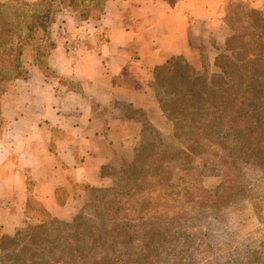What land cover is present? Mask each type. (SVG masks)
Returning <instances> with one entry per match:
<instances>
[{"label": "crops", "instance_id": "crops-1", "mask_svg": "<svg viewBox=\"0 0 264 264\" xmlns=\"http://www.w3.org/2000/svg\"><path fill=\"white\" fill-rule=\"evenodd\" d=\"M234 3L264 16V0H107L96 19L60 14L47 60L53 75L24 53L28 77L3 96L0 243L19 228L74 220L92 188L112 184L108 170L133 162L147 126L173 135L155 69L177 56L197 68L202 50L217 68ZM66 34L81 38L80 51L67 53Z\"/></svg>", "mask_w": 264, "mask_h": 264}, {"label": "trees", "instance_id": "trees-1", "mask_svg": "<svg viewBox=\"0 0 264 264\" xmlns=\"http://www.w3.org/2000/svg\"><path fill=\"white\" fill-rule=\"evenodd\" d=\"M106 1L8 0L0 3V122L3 96L15 80L28 77L23 54L25 45L32 46L29 40L38 33L49 38L57 14L64 9L79 13L82 20L99 18ZM248 10L249 14L259 13ZM231 29L235 34L227 38L225 52L219 54L215 61L219 72H211L207 67L201 73L184 56L174 57L156 67L154 87L164 114L174 124L171 138L176 142H186V145L176 148L167 144L165 137L150 126L156 141L149 142L146 135L133 162L118 170L128 177L129 188L114 191L110 200L95 206L104 225L110 223L111 226L104 231L105 237L102 238L106 251L112 248L111 243H104L109 233V236L115 233L117 237H125V244L131 241L130 229L136 226L133 221L137 219L136 214L142 221L139 226L147 231L150 226L152 229L159 226L150 218L153 216L149 212L153 209L152 204L158 200L183 197L178 184L184 179L180 172L190 170L192 158L212 153L228 167L242 158L264 164V139L260 137L264 133L261 129L264 102L256 79L258 72L248 59L249 44L245 42L244 34L238 33L233 26ZM50 45L54 46V43L50 42ZM33 60L45 74L50 75L48 65L43 66L36 54ZM257 135L259 137L256 138ZM154 215L157 217L159 213ZM81 219L80 214L74 218L75 233L60 234L53 239L49 233L36 230L31 225L19 228L14 235L4 236L0 243L1 264H73L74 260H82L88 254L84 248L80 249L85 243L80 236ZM23 229L30 232L23 234ZM91 248L87 245V251ZM57 250L60 254L49 258ZM105 254L111 253L107 251ZM62 257H70L73 262L68 258L61 261Z\"/></svg>", "mask_w": 264, "mask_h": 264}, {"label": "rangeland", "instance_id": "rangeland-1", "mask_svg": "<svg viewBox=\"0 0 264 264\" xmlns=\"http://www.w3.org/2000/svg\"><path fill=\"white\" fill-rule=\"evenodd\" d=\"M248 11L243 5L232 4L227 10V22L229 27L233 26L238 33L244 34L245 42L249 44L247 56L258 72L256 79L264 102V16L260 13L249 14ZM67 12L69 11L65 9L59 12L56 21L60 14ZM52 28L53 26L49 38L43 37V33H38L35 38L29 40L33 47L28 44L24 47V53L31 59L36 54L43 66H46L48 57L56 47ZM228 29V37L235 34L234 30ZM69 39H77L82 43L80 37L74 38L66 34L64 45ZM50 42H53L54 46L50 45ZM194 42L199 44L196 38ZM80 50L81 45L78 51ZM224 52L225 47L218 55ZM254 53L260 55L254 57L251 55ZM202 57L201 66L196 68L193 65L198 71L203 73L208 67L211 72H219L218 68L206 63L203 50ZM49 74L53 75L50 70ZM262 113L264 114V109ZM261 127L264 131V120ZM146 135L149 142L156 141L150 126L146 128ZM164 137L167 144L176 148L186 145V142H176L171 136ZM260 137L264 139V133ZM190 167L187 172H180L184 178L178 182L179 190L181 189L183 194L181 199L169 198L152 204L153 209L149 212L153 216L150 218L159 226L156 225L153 229L150 226L147 231L145 227L139 226L142 223L138 219L139 215H134L137 219L133 220L136 226L130 229L133 236L131 241L125 244V237H117L115 233L109 236V233L104 240V243L112 244V248L107 250L111 254L107 255L104 247L106 244H102V238L105 237L104 231L109 230L111 226L110 223L104 225L95 206L110 200L114 191L130 186L126 174L108 170L114 176L112 184L92 188L86 206L78 213L82 218L79 222L80 236L85 239L80 249H85L87 257L74 260L75 263L70 261V257H62L60 260L68 258L73 264H264V164L242 158L228 167L221 164L214 154L206 153L192 158ZM35 207L39 208L37 204ZM155 212L159 213L157 217ZM74 225V220H49L44 226L38 224L33 227L49 233L53 239L60 234L75 233ZM28 232V229H23V234ZM86 244L92 247L88 251ZM53 254L54 256L49 258H54L60 253L57 250ZM1 257L0 248V259Z\"/></svg>", "mask_w": 264, "mask_h": 264}, {"label": "built area", "instance_id": "built-area-1", "mask_svg": "<svg viewBox=\"0 0 264 264\" xmlns=\"http://www.w3.org/2000/svg\"><path fill=\"white\" fill-rule=\"evenodd\" d=\"M80 40L77 39H69L65 42V49L68 54H74L80 48ZM4 204V203H3Z\"/></svg>", "mask_w": 264, "mask_h": 264}]
</instances>
